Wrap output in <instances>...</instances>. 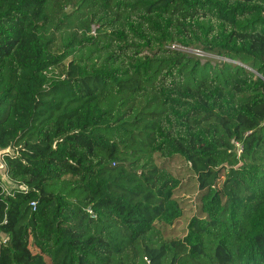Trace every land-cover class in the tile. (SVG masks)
I'll return each instance as SVG.
<instances>
[{"label":"trees","instance_id":"16d2710c","mask_svg":"<svg viewBox=\"0 0 264 264\" xmlns=\"http://www.w3.org/2000/svg\"><path fill=\"white\" fill-rule=\"evenodd\" d=\"M0 150V264H264V0H0Z\"/></svg>","mask_w":264,"mask_h":264},{"label":"rangeland","instance_id":"374dc122","mask_svg":"<svg viewBox=\"0 0 264 264\" xmlns=\"http://www.w3.org/2000/svg\"><path fill=\"white\" fill-rule=\"evenodd\" d=\"M173 50L198 57L203 61L211 60L212 62H218L221 58L209 54L202 53L195 50H184L180 47L174 46ZM225 62L231 61L223 59ZM222 60V61H223ZM234 65H240V62H231ZM9 152V151H7ZM158 165L164 166L169 172L172 173L181 183L179 188L174 193V198L179 202L183 215L175 222L171 227H161L166 239L183 238L187 231V225L191 218L199 215V193L197 190V183L195 181L194 174L189 170L185 161L179 157L169 160L159 159Z\"/></svg>","mask_w":264,"mask_h":264},{"label":"water","instance_id":"95a60500","mask_svg":"<svg viewBox=\"0 0 264 264\" xmlns=\"http://www.w3.org/2000/svg\"><path fill=\"white\" fill-rule=\"evenodd\" d=\"M5 151H1L0 150V180L3 184L5 185H9L7 176H6V166L3 162V155H4Z\"/></svg>","mask_w":264,"mask_h":264},{"label":"built area","instance_id":"2783aa9c","mask_svg":"<svg viewBox=\"0 0 264 264\" xmlns=\"http://www.w3.org/2000/svg\"><path fill=\"white\" fill-rule=\"evenodd\" d=\"M19 189L24 191V187H20ZM30 206H31L32 210H35L36 206L34 203H31ZM4 242H5L4 236L0 235V245H1V243H4Z\"/></svg>","mask_w":264,"mask_h":264}]
</instances>
